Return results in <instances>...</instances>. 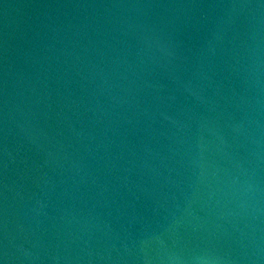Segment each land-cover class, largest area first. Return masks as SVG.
I'll return each mask as SVG.
<instances>
[{
  "label": "water",
  "instance_id": "1",
  "mask_svg": "<svg viewBox=\"0 0 264 264\" xmlns=\"http://www.w3.org/2000/svg\"><path fill=\"white\" fill-rule=\"evenodd\" d=\"M0 264H264V0H0Z\"/></svg>",
  "mask_w": 264,
  "mask_h": 264
}]
</instances>
